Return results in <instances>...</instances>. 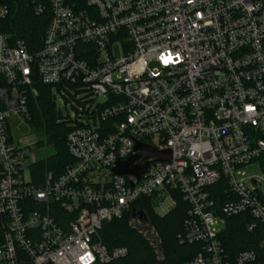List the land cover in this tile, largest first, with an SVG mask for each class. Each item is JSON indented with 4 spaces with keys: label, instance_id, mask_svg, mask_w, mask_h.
Here are the masks:
<instances>
[{
    "label": "built area",
    "instance_id": "1",
    "mask_svg": "<svg viewBox=\"0 0 264 264\" xmlns=\"http://www.w3.org/2000/svg\"><path fill=\"white\" fill-rule=\"evenodd\" d=\"M34 2L49 23L33 51L2 31L0 0V264H113L129 249L101 230L123 218L149 248L143 264H164L149 211L165 216L177 196L189 205L178 240L199 245L178 264H264V177L244 170L264 154V0ZM36 83L73 107L74 161L42 181L19 134ZM136 141L171 158L132 186L112 168ZM238 215L257 241L232 255L223 232Z\"/></svg>",
    "mask_w": 264,
    "mask_h": 264
},
{
    "label": "trees",
    "instance_id": "2",
    "mask_svg": "<svg viewBox=\"0 0 264 264\" xmlns=\"http://www.w3.org/2000/svg\"><path fill=\"white\" fill-rule=\"evenodd\" d=\"M10 8L9 16L4 19L2 31L10 35L11 39H22L31 50L41 46L49 17L46 13L35 12L34 0H4ZM39 94L30 98L29 124L35 133L40 135L36 142L38 146H49L53 154L33 164L32 170L42 181L45 173L51 171L55 175L62 174L73 163L67 147V135L72 128L67 121L62 120L63 114L58 110L53 97V85L36 83ZM264 163V154L260 157ZM189 205L181 196H177L176 206L165 216H159L149 211L153 223L159 229L167 257L164 264H178L197 254L199 245L180 244L178 234L183 231ZM244 215L227 218L223 239L226 249L235 255L237 252L255 248L257 232L247 230ZM104 243L113 248L126 246L129 254L126 258L117 260L113 264H143L154 263L145 241L127 224L125 218L105 222L101 230Z\"/></svg>",
    "mask_w": 264,
    "mask_h": 264
},
{
    "label": "rangeland",
    "instance_id": "3",
    "mask_svg": "<svg viewBox=\"0 0 264 264\" xmlns=\"http://www.w3.org/2000/svg\"><path fill=\"white\" fill-rule=\"evenodd\" d=\"M53 97L55 96V104L58 110L62 111L63 117L62 120L67 121V117L69 116V113L73 112V107L70 104V102L65 101V97L63 94H65L61 89H58L56 86L52 88ZM72 94V93H71ZM95 103L93 105V108L98 104L102 103L105 100L104 96L95 97ZM86 119V118H85ZM68 122V121H67ZM69 124V123H68ZM20 137L22 138V142L24 144L29 145L31 150L35 153L36 162L47 158L49 155L53 154V150L51 147L45 145L43 147L37 145V141L40 139V135L35 133V131L31 128L29 123H23L20 126L19 131ZM264 163L260 160L254 161L253 163L247 165L244 170L246 172L247 176H256V177H264V170H263ZM26 178L29 180L30 177L27 174ZM261 193L264 195V186L261 188Z\"/></svg>",
    "mask_w": 264,
    "mask_h": 264
},
{
    "label": "water",
    "instance_id": "4",
    "mask_svg": "<svg viewBox=\"0 0 264 264\" xmlns=\"http://www.w3.org/2000/svg\"><path fill=\"white\" fill-rule=\"evenodd\" d=\"M170 158V151H160L147 143L136 141L130 157L125 161H118L112 170L117 174L126 176L130 184L134 186L139 177L146 171L150 162L164 159L169 160ZM258 187L259 185L257 184ZM140 214L142 218H145L143 212H140Z\"/></svg>",
    "mask_w": 264,
    "mask_h": 264
},
{
    "label": "snow or ice",
    "instance_id": "5",
    "mask_svg": "<svg viewBox=\"0 0 264 264\" xmlns=\"http://www.w3.org/2000/svg\"><path fill=\"white\" fill-rule=\"evenodd\" d=\"M165 62L167 63L168 61H167V60H165Z\"/></svg>",
    "mask_w": 264,
    "mask_h": 264
}]
</instances>
